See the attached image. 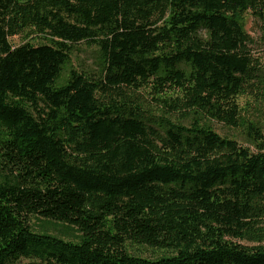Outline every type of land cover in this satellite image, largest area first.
<instances>
[{"label":"trees","instance_id":"1","mask_svg":"<svg viewBox=\"0 0 264 264\" xmlns=\"http://www.w3.org/2000/svg\"><path fill=\"white\" fill-rule=\"evenodd\" d=\"M245 14L264 43V0H0V264H264V119L238 104L264 106V63ZM21 33L43 41L13 46ZM79 43L97 69L62 78Z\"/></svg>","mask_w":264,"mask_h":264},{"label":"rangeland","instance_id":"2","mask_svg":"<svg viewBox=\"0 0 264 264\" xmlns=\"http://www.w3.org/2000/svg\"><path fill=\"white\" fill-rule=\"evenodd\" d=\"M244 26L246 31L256 40V46L254 49V53L258 54L261 60L264 63V43L262 42V34L261 28L259 27V23L257 19L251 14L244 15ZM10 43L13 46L19 45L23 42L29 41L32 43H39L43 41L40 37L30 34L25 35L23 33L19 35H14L9 38ZM98 53L97 48L94 46H88L84 43H79L76 45L75 49L70 55V61L64 67L62 72V78H65L69 71L75 69L77 71L90 73L92 71H96L97 65L95 64V59H97ZM238 104L240 107L241 119H254V117H258L260 119H264V106H258L259 111L257 110V104L252 100V97L249 95L241 96L238 99ZM212 128L221 136H226L229 138L236 139L240 144L247 145L248 140L241 128H229L221 123L212 122ZM32 225L35 230H40L46 228V230L51 234L62 235L65 238H70L72 233L71 230H68L64 227V225L57 223H46L41 219H32ZM142 254L145 256H150L152 253L147 250H142ZM22 262H25L26 259H21Z\"/></svg>","mask_w":264,"mask_h":264}]
</instances>
